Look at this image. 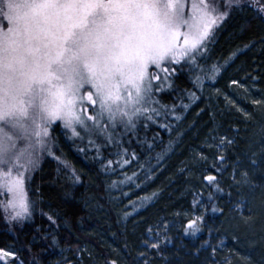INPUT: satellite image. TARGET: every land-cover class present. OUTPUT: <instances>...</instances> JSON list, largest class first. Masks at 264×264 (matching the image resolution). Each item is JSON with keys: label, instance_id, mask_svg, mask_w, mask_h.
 Instances as JSON below:
<instances>
[{"label": "trees", "instance_id": "16d2710c", "mask_svg": "<svg viewBox=\"0 0 264 264\" xmlns=\"http://www.w3.org/2000/svg\"><path fill=\"white\" fill-rule=\"evenodd\" d=\"M187 4L189 11L191 0ZM261 6L257 0L235 5L206 53L201 49L195 63L184 57L171 66L175 71L153 97L150 118L142 114L134 128H118L115 142L102 144L52 125L45 150L36 151L39 159L24 174L28 218L8 216L12 209L5 206L13 196L0 180V248L15 252L23 264H264V218L258 216L263 222L257 230L233 218L239 193L221 178L219 191L207 181L189 191L186 163L206 129L207 86L238 81L264 88V13L256 11ZM16 147L30 151L22 138ZM194 201L207 225L195 236L185 230L195 218L189 211ZM161 221L167 231L157 228ZM149 227L160 235V251L142 242L152 239ZM205 241L216 247L214 254Z\"/></svg>", "mask_w": 264, "mask_h": 264}, {"label": "snow or ice", "instance_id": "6c2138e0", "mask_svg": "<svg viewBox=\"0 0 264 264\" xmlns=\"http://www.w3.org/2000/svg\"><path fill=\"white\" fill-rule=\"evenodd\" d=\"M257 2L264 5V0ZM233 4L239 6L240 0H227L224 9ZM187 7V0H0V168L6 169L0 171V180L13 196L5 206L6 212L12 209L11 220L30 216L24 174L35 165L34 153L45 150L52 125L62 124L77 137L82 131L102 144L115 142L118 128L132 129L142 114L150 118L147 113L155 111L150 105L157 103L153 96L160 84L153 80L163 82L180 59L195 63L201 49L208 51L215 40L214 27L228 11H218L215 0H193L190 15ZM256 11L264 13V6ZM21 138L30 151H17ZM238 139V129L231 138L213 135L208 142L211 165L203 153L193 157L204 166L201 179L215 184L217 191L218 176L203 173L214 169L223 175L232 157L221 153L238 147ZM259 147V153L250 150L235 160L234 177L245 163L247 169H264V135ZM100 162L107 167L103 158ZM243 182L248 183L247 171ZM241 204L249 218H264V198ZM202 225L207 226L204 217L196 216L185 230L195 236ZM157 228L167 231L169 225L161 221ZM146 233L152 239L146 236L144 245L160 251L159 233L151 227ZM205 244L213 254L217 251L208 241ZM0 264H18L16 253L0 248Z\"/></svg>", "mask_w": 264, "mask_h": 264}, {"label": "rangeland", "instance_id": "374dc122", "mask_svg": "<svg viewBox=\"0 0 264 264\" xmlns=\"http://www.w3.org/2000/svg\"><path fill=\"white\" fill-rule=\"evenodd\" d=\"M248 0H240V3L247 2ZM193 0H191V3ZM206 3H212L213 0H205ZM227 0H215V4L219 10H227L230 13L233 6L229 9H224V4ZM191 14V6L189 11H186V15ZM219 22L214 30L220 25ZM153 69L150 68V71ZM163 77L164 73L160 72ZM169 79L163 82L153 80V84H160V90L155 91L153 97L157 93L164 90L169 84ZM205 102L208 107L209 114L207 119L206 129L204 134L196 142L195 146L191 147L188 151L186 163L189 170V191L195 190L196 187L205 184V181L201 179L202 169L204 166L196 164L193 157L203 153L209 157L208 164H212L211 151L208 147V142L211 141L214 135L217 139L221 136L233 137L236 135V130H239L238 147H233L227 151L222 152V155L231 156L232 159L228 161V166L231 172H223V175L212 172H204V175L214 174L223 181L231 184L235 188V191L239 193V199L236 204L232 206L233 218H237L238 222L244 224L246 227L252 230H257L256 226L262 224L257 215H253L251 218L248 217L247 209L241 204V201H253L256 196L260 199L264 198V169L251 170L247 169L245 163L239 169L240 175L233 176V167L236 159L242 158L246 152L254 150L257 153L260 151L259 142L262 135H264V88H259L252 85L242 84L238 81H233L227 84V87H214L207 86L204 89ZM153 107V106H152ZM150 105V108H152ZM149 114V112L147 113ZM122 128V127H121ZM39 154L34 153L33 159H39ZM248 172V183L243 182L244 172ZM188 186V185H187ZM255 186V187H254ZM188 191V190H186ZM11 193L9 194L10 197ZM259 201V200H258ZM189 208V211L196 217L198 213L195 212V203ZM193 207V208H192ZM247 221V223H245ZM262 229V228H261ZM260 232V230H259ZM86 249V247H85ZM123 261V258H120ZM19 264V262H18Z\"/></svg>", "mask_w": 264, "mask_h": 264}]
</instances>
